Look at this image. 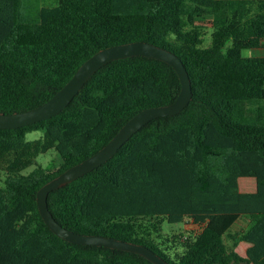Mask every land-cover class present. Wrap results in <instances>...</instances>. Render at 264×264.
Segmentation results:
<instances>
[{"label": "trees", "instance_id": "trees-1", "mask_svg": "<svg viewBox=\"0 0 264 264\" xmlns=\"http://www.w3.org/2000/svg\"><path fill=\"white\" fill-rule=\"evenodd\" d=\"M209 28L212 42L203 46ZM133 40L180 55L192 99L52 190L50 211L69 229L145 244L171 264H264V55L245 54L264 47V0H0V111L44 103L96 51ZM180 90L168 62L124 57L98 69L60 113L0 128V264H155L60 237L44 221L37 192ZM32 130L43 135L29 140ZM50 149L60 165L26 172ZM241 178H254L256 190L242 191ZM242 218L247 227L233 231ZM164 220L196 228L172 234Z\"/></svg>", "mask_w": 264, "mask_h": 264}, {"label": "water", "instance_id": "water-1", "mask_svg": "<svg viewBox=\"0 0 264 264\" xmlns=\"http://www.w3.org/2000/svg\"><path fill=\"white\" fill-rule=\"evenodd\" d=\"M134 55L151 56L171 64L181 80V90L177 98L169 104L154 105L136 113L101 149L43 184L37 192V203L46 224L57 235L70 242L128 250L143 255L155 264H171L145 244L98 233H80L65 227L50 211L48 195L52 190L68 184L108 161L134 133L152 119L175 115L189 104L193 96L192 82L180 55L170 48L146 40H133L101 48L85 60L65 85L44 103L23 111L11 113L0 111V128H17L60 113L98 69L113 60Z\"/></svg>", "mask_w": 264, "mask_h": 264}, {"label": "rangeland", "instance_id": "rangeland-1", "mask_svg": "<svg viewBox=\"0 0 264 264\" xmlns=\"http://www.w3.org/2000/svg\"><path fill=\"white\" fill-rule=\"evenodd\" d=\"M44 0H30L33 6L36 4H42ZM212 28L207 30V33L204 36L203 46H209L212 42ZM231 42V41H230ZM229 42V44H230ZM245 54H253V55H264V47L256 48V49H247L245 50ZM43 135L42 130H32L27 133V139L34 140L40 138ZM37 163L35 165L26 169V172H29L34 169L36 165H51L56 164L60 165L62 163V158L59 153L55 149H50L46 153L39 154L36 159ZM161 228L164 232H170L172 234H178L183 232L186 235H191L196 226L191 221L178 222V223H170L167 220L162 222Z\"/></svg>", "mask_w": 264, "mask_h": 264}, {"label": "crops", "instance_id": "crops-1", "mask_svg": "<svg viewBox=\"0 0 264 264\" xmlns=\"http://www.w3.org/2000/svg\"><path fill=\"white\" fill-rule=\"evenodd\" d=\"M257 183L254 178H241L240 179V188L242 191L252 192L256 190ZM248 219L242 218L239 221H236L232 225L233 231H241L247 227Z\"/></svg>", "mask_w": 264, "mask_h": 264}]
</instances>
